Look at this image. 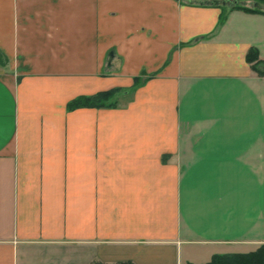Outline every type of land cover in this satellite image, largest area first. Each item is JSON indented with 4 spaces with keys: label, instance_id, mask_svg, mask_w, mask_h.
Returning <instances> with one entry per match:
<instances>
[{
    "label": "crops",
    "instance_id": "1",
    "mask_svg": "<svg viewBox=\"0 0 264 264\" xmlns=\"http://www.w3.org/2000/svg\"><path fill=\"white\" fill-rule=\"evenodd\" d=\"M262 12L218 26L220 7L184 0H0V264L264 244V77L246 61L264 59ZM114 88L116 106L67 109Z\"/></svg>",
    "mask_w": 264,
    "mask_h": 264
},
{
    "label": "trees",
    "instance_id": "2",
    "mask_svg": "<svg viewBox=\"0 0 264 264\" xmlns=\"http://www.w3.org/2000/svg\"><path fill=\"white\" fill-rule=\"evenodd\" d=\"M190 3H197L200 5L218 6L221 8L218 26H221L229 10L242 9L248 12L263 13L261 6L264 0H251L255 5H247L246 0H184ZM229 3L230 6H227ZM261 5V6H260ZM246 61L250 64L251 69L260 77H264V59L260 58L259 51L255 47H251L246 54ZM137 79V78H136ZM138 80L135 82V84ZM121 89L114 88L106 91H101L93 95L79 96L71 100L67 104V109L73 110L80 107L101 108L112 107L117 105V94ZM94 264H134L131 261L117 262V263H102L95 262ZM193 264V263H187ZM204 264H264V244H261L253 251L246 253H223L214 254L210 261Z\"/></svg>",
    "mask_w": 264,
    "mask_h": 264
}]
</instances>
